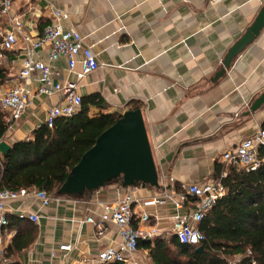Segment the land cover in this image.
Segmentation results:
<instances>
[{"label": "crops", "instance_id": "crops-1", "mask_svg": "<svg viewBox=\"0 0 264 264\" xmlns=\"http://www.w3.org/2000/svg\"><path fill=\"white\" fill-rule=\"evenodd\" d=\"M264 0H12L9 16H0V30L11 29V18H20L23 30L41 35L53 22L54 9L69 14L67 24L77 28L96 54L101 67L79 82L82 97L97 95L90 108L122 115L138 104L160 180L171 176L177 183L204 184L219 178L218 169L229 170L221 156L264 127V106L249 112L264 92V30L237 58L225 75L223 61L230 47L246 32ZM48 60L47 54L39 53ZM21 46L2 51L0 60L11 80L0 93L18 83L22 66ZM51 64L65 81L75 82L61 58ZM39 82L28 85L30 102L22 117L10 122L4 140L13 145L34 139V131L45 124L49 108L63 103V95H38ZM6 112V111H5ZM7 113L9 120V113ZM10 121V120H9ZM2 156V155H1ZM37 189V188H36ZM132 191L138 198L158 196V187H129L113 182L83 196H52L44 206L35 198L9 201L1 242L3 254L13 238L34 229V241L10 262L20 264H78L86 255L118 245L120 236L113 222L99 234L97 223L102 204ZM152 222L169 234L173 203L147 207ZM141 206L137 207L140 213ZM28 213H37L38 222ZM170 235V234H169ZM70 244L72 250H62ZM238 257V256H237ZM143 264L146 253L139 252Z\"/></svg>", "mask_w": 264, "mask_h": 264}, {"label": "built area", "instance_id": "built-area-1", "mask_svg": "<svg viewBox=\"0 0 264 264\" xmlns=\"http://www.w3.org/2000/svg\"><path fill=\"white\" fill-rule=\"evenodd\" d=\"M11 7L12 0H0V16H9ZM52 14L53 22L38 36L25 32L22 21L17 17L11 18L10 30H0L2 51L14 50L21 46L23 52L22 66L17 75L18 83L0 93V106L9 113L10 122L19 120L28 107L31 93L28 85L36 78L39 82L36 94L39 96H52L56 93L63 95V103L49 108L45 117V124L53 128L58 118L72 116L80 110L82 95L78 92L79 82L101 67L84 36L77 28L67 24L69 14L58 9H54ZM40 52L47 54L48 60L41 58ZM61 58L66 60L68 72L76 76L75 82L65 81L62 71L51 64ZM260 146H264V127H260L253 136L243 139L237 147L225 152L221 158L229 167L244 171L255 170L260 165ZM227 175L228 171L224 170L219 178L204 184L177 183L171 176H165L161 180L158 179L161 189L158 196L140 199L132 191H128L121 198L102 204L99 220L88 217L87 221L97 223L100 235L107 231L105 223L113 222L118 227L120 242L99 251L96 255L83 256L78 264H143L138 258L139 243L170 235H175L183 244L195 247L202 245L206 237L199 229V223L217 201L227 194V187L222 182ZM26 198H35L44 206L49 205L53 199L45 190L36 188L0 190V264H3L1 235L9 223L5 211L6 203ZM168 202L173 203L177 209V213L172 217L170 235L162 232L157 224L152 222V214L145 209L163 206ZM138 206L143 208L140 213L137 211ZM27 215L33 222L40 219L37 213ZM60 248L72 250L70 244L61 245ZM251 253L249 250L248 254ZM240 262L241 257L238 256L228 264ZM250 264H257V261L251 259Z\"/></svg>", "mask_w": 264, "mask_h": 264}, {"label": "trees", "instance_id": "trees-1", "mask_svg": "<svg viewBox=\"0 0 264 264\" xmlns=\"http://www.w3.org/2000/svg\"><path fill=\"white\" fill-rule=\"evenodd\" d=\"M11 78L10 69L0 60V89ZM98 99L97 95L82 97L78 112L58 118L53 128L42 125L34 131V139L18 141L5 156H0V190L37 188L56 196L72 168L121 117L102 111L91 115L90 108L99 103ZM131 109L141 106L134 104ZM9 126L7 113L0 106V142ZM258 158L260 165L255 170L229 167L228 175L222 179L227 194L199 223L206 237L203 252L180 243L175 235L158 237L139 243L149 264H228L237 256L241 257L240 264H250L251 259L264 264V146L258 148ZM222 170L218 169V177ZM33 241V228L18 233L2 256L3 264H20L10 262L9 257Z\"/></svg>", "mask_w": 264, "mask_h": 264}, {"label": "water", "instance_id": "water-1", "mask_svg": "<svg viewBox=\"0 0 264 264\" xmlns=\"http://www.w3.org/2000/svg\"><path fill=\"white\" fill-rule=\"evenodd\" d=\"M264 30V3L253 23L228 50L223 69L217 78L225 75L234 60ZM264 106V92L250 105L249 112ZM12 149L6 140L0 142V155L5 156ZM159 174L150 143L142 109L127 110L109 129L96 140L80 162L72 168L58 196H83L113 182H120L123 188L159 187ZM204 251L203 244L197 247Z\"/></svg>", "mask_w": 264, "mask_h": 264}, {"label": "rangeland", "instance_id": "rangeland-1", "mask_svg": "<svg viewBox=\"0 0 264 264\" xmlns=\"http://www.w3.org/2000/svg\"><path fill=\"white\" fill-rule=\"evenodd\" d=\"M117 183H118V184H120V182H117ZM235 259H236V257H235V258H232V259H230V260H229V262H231V261H233V260H235ZM229 262H228V263H229Z\"/></svg>", "mask_w": 264, "mask_h": 264}]
</instances>
